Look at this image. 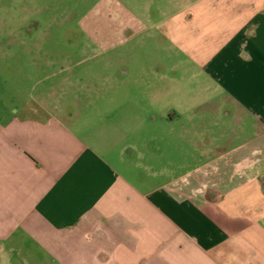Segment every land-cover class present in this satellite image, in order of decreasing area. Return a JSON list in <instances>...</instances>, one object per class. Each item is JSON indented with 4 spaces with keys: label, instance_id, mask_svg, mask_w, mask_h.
Listing matches in <instances>:
<instances>
[{
    "label": "crops",
    "instance_id": "crops-1",
    "mask_svg": "<svg viewBox=\"0 0 264 264\" xmlns=\"http://www.w3.org/2000/svg\"><path fill=\"white\" fill-rule=\"evenodd\" d=\"M167 30L222 90L233 135L178 130L169 107L150 152L103 145L56 108L0 109V261L264 264V0H192Z\"/></svg>",
    "mask_w": 264,
    "mask_h": 264
},
{
    "label": "rangeland",
    "instance_id": "rangeland-1",
    "mask_svg": "<svg viewBox=\"0 0 264 264\" xmlns=\"http://www.w3.org/2000/svg\"><path fill=\"white\" fill-rule=\"evenodd\" d=\"M191 1L0 0V109L56 108L67 127L92 131L103 145L150 142L169 107L184 114L178 130L205 119L215 134L231 137L238 124L225 115L232 107L222 90L168 35V18ZM145 94L159 100H141Z\"/></svg>",
    "mask_w": 264,
    "mask_h": 264
}]
</instances>
